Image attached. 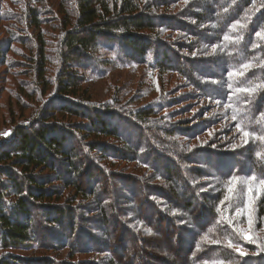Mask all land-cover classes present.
Here are the masks:
<instances>
[{
	"label": "trees",
	"instance_id": "16d2710c",
	"mask_svg": "<svg viewBox=\"0 0 264 264\" xmlns=\"http://www.w3.org/2000/svg\"><path fill=\"white\" fill-rule=\"evenodd\" d=\"M22 7L31 37L17 43L32 53L36 93L54 92L0 146V248L27 252L42 240L68 251L63 264H264V0ZM7 51L0 45L1 64ZM136 65L181 79L217 107L215 120L92 101L85 85ZM167 232L174 246L157 256L148 244ZM76 255L90 258L67 260ZM0 264L56 262L8 253Z\"/></svg>",
	"mask_w": 264,
	"mask_h": 264
},
{
	"label": "rangeland",
	"instance_id": "374dc122",
	"mask_svg": "<svg viewBox=\"0 0 264 264\" xmlns=\"http://www.w3.org/2000/svg\"><path fill=\"white\" fill-rule=\"evenodd\" d=\"M23 1L26 0H0V45L5 46L8 50L6 62L3 64L0 63V146L9 141L14 130L18 126H28L30 122L37 119L42 108L52 102V93L54 92L53 88L46 95L36 93L38 91V84L33 75L34 73H31L33 71V63L30 60L32 53L21 43H17L25 39L24 36H27V39L31 37L29 31H23L25 23H23V20H20L18 18L19 15H17L19 9L21 13L24 8L22 7ZM25 32L27 33L24 34ZM48 32H52L49 34H52L53 37L56 35L54 31ZM10 35L16 36L19 41L12 42ZM49 44L53 46V40H50ZM50 52L53 53L55 50L52 51L51 49ZM56 72L57 69H53L52 74H49L51 82L54 80ZM84 87L89 92L92 101L108 103L110 100L114 99L116 102H120V105H123V109L132 108L133 111L148 106H159L164 104L166 106L165 111L162 113L160 112L158 115L167 116L169 112L174 113V115L183 114L185 109L192 108L193 112H196L201 118L212 120L215 119L212 118L211 115L213 116L215 112H217V107L215 105L211 103L203 104L200 102L198 98L199 95L187 87L181 79H177L172 75H161L138 65L132 67H116V69L111 71V75L108 79L101 81L93 80L89 85H85ZM171 102H175V105H170L169 103ZM167 105L170 106V110H167ZM187 118H189V115H181L177 119L185 121ZM72 121L79 122L77 120ZM213 128L217 130L216 127L213 126L210 128V131H213ZM210 137L211 136H207L205 142L211 140L209 139ZM111 144L115 143L112 142ZM119 146L117 147L121 148L123 144H119ZM111 168L112 170L123 169V171H127L131 166L124 163H113ZM141 170H143V172L145 171L144 168ZM118 192H120V189ZM36 217L40 220L42 219V214L38 212L35 218ZM169 234L170 233L167 232L164 234L163 238H155L148 244L152 252L157 254V256H159V254L165 256L166 253L164 251L170 247L169 245L172 244V246H174L171 240L167 241L169 243L168 247L167 243H164L166 238H169ZM43 240H45L44 237ZM159 243L160 246L164 248L161 252L156 248ZM43 244H45L44 241L40 240L38 245H33V248L27 252L16 250L5 251L0 248V260L5 254L12 253L21 257H41L46 255L54 260L56 264H63V261H66L64 258H66V254L68 255L67 250L55 253L52 252L50 248H44L46 245ZM176 251L177 250L174 251L176 256L184 253ZM130 253V250L125 248L122 250L121 255L127 256L130 255ZM89 258V256L85 255H76L74 258L67 260L77 262L80 260H88ZM167 260L170 263L173 262V259L168 257Z\"/></svg>",
	"mask_w": 264,
	"mask_h": 264
},
{
	"label": "snow or ice",
	"instance_id": "6c2138e0",
	"mask_svg": "<svg viewBox=\"0 0 264 264\" xmlns=\"http://www.w3.org/2000/svg\"><path fill=\"white\" fill-rule=\"evenodd\" d=\"M226 39H227V37H226ZM243 67H247V65H244ZM252 90L253 89H241V91H246V92H251ZM262 115H264V114H262ZM244 135L247 136V135H249V133L245 132ZM252 179H254V178H252Z\"/></svg>",
	"mask_w": 264,
	"mask_h": 264
}]
</instances>
